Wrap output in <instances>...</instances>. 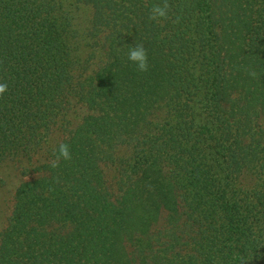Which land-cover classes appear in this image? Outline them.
Returning <instances> with one entry per match:
<instances>
[{"label": "trees", "instance_id": "1", "mask_svg": "<svg viewBox=\"0 0 264 264\" xmlns=\"http://www.w3.org/2000/svg\"><path fill=\"white\" fill-rule=\"evenodd\" d=\"M167 2L0 0V264H264V0Z\"/></svg>", "mask_w": 264, "mask_h": 264}, {"label": "clouds", "instance_id": "2", "mask_svg": "<svg viewBox=\"0 0 264 264\" xmlns=\"http://www.w3.org/2000/svg\"><path fill=\"white\" fill-rule=\"evenodd\" d=\"M170 5L167 0H162L161 4H155L150 10V19L156 22H160L162 18H167ZM127 58L129 61L135 64L136 68L140 72L148 70V56L147 51L143 44H135L128 50ZM250 75L255 76V72H251ZM8 90L7 83H0V95H3ZM54 159L49 163L52 168L59 166L61 159L70 160L71 153L69 145L66 143H59L58 147L54 149ZM28 177H26V180Z\"/></svg>", "mask_w": 264, "mask_h": 264}, {"label": "rangeland", "instance_id": "3", "mask_svg": "<svg viewBox=\"0 0 264 264\" xmlns=\"http://www.w3.org/2000/svg\"><path fill=\"white\" fill-rule=\"evenodd\" d=\"M1 174L4 178L2 184H0V229L5 226L8 215L12 206V189L16 183H19L22 177L13 165H6L2 168Z\"/></svg>", "mask_w": 264, "mask_h": 264}]
</instances>
